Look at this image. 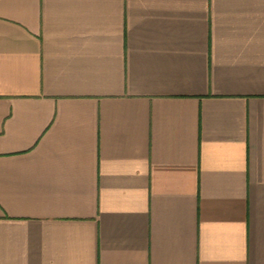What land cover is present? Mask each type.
<instances>
[{"label": "crops", "instance_id": "crops-1", "mask_svg": "<svg viewBox=\"0 0 264 264\" xmlns=\"http://www.w3.org/2000/svg\"><path fill=\"white\" fill-rule=\"evenodd\" d=\"M0 264H264V0H0Z\"/></svg>", "mask_w": 264, "mask_h": 264}]
</instances>
